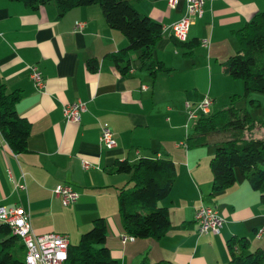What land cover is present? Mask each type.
<instances>
[{
  "label": "crops",
  "instance_id": "1",
  "mask_svg": "<svg viewBox=\"0 0 264 264\" xmlns=\"http://www.w3.org/2000/svg\"><path fill=\"white\" fill-rule=\"evenodd\" d=\"M168 1L135 5L161 25L162 38L152 56L170 71L153 78L137 70L139 51H130L126 75L115 69L109 55L125 49L127 39L107 26L99 7H75L58 18L53 4L32 11L17 1L0 0V79L8 93L20 90L15 110L31 126L24 153L11 152L0 134V206H22L35 234L61 233L70 245L101 217L107 226L105 246L117 264H228L230 237L246 238L249 252L264 250V235H255L264 227V205L238 169L231 188L210 195L209 161L221 134H212L206 147L189 150L184 142L196 121L188 116L198 114V103L210 96L216 109L232 93L220 90V84L239 87L220 63L240 49L235 31L264 12V0L207 1L185 42L207 39L209 46L199 44L192 51L175 45L168 30L185 13L184 0H173V6ZM76 22L84 27L75 30ZM90 59L98 63L94 73L86 70ZM30 66L42 74L40 91L32 85ZM197 76H208L207 88L199 89ZM79 100L86 106L80 121L64 124L62 108ZM106 126L116 141L113 149L99 143ZM159 157L176 167L173 188L158 203L168 210L170 229L160 240L136 238L123 244L116 196L129 178L107 171L115 160L133 164ZM82 160L93 167L84 169ZM13 182L25 183V190L14 191ZM59 184L77 194L71 205L63 206L52 194ZM200 204L217 209L224 221L218 234L198 233L194 215Z\"/></svg>",
  "mask_w": 264,
  "mask_h": 264
},
{
  "label": "trees",
  "instance_id": "2",
  "mask_svg": "<svg viewBox=\"0 0 264 264\" xmlns=\"http://www.w3.org/2000/svg\"><path fill=\"white\" fill-rule=\"evenodd\" d=\"M17 1L29 10L37 11L53 4L58 10V18L75 7L97 6L111 30H117L127 39L128 46L109 55L110 60L122 75H126L131 66L130 51H139L137 70H145L155 78L156 74L168 73L160 61L154 60L152 53L157 41L162 38L161 25L138 12L136 4L140 0H5ZM240 49L220 65L223 73L230 79L243 82V95H233L229 106L219 111L211 110L208 115H199L192 133L186 137L184 145L189 150L209 145V137L222 131L233 132L239 136L223 139L215 144L209 167L212 174L211 193L224 191L235 184V170H239L242 179L259 194L264 205V137L253 135L255 128L264 127V119L251 117L248 109L239 108L234 101L245 100L250 94L264 95V12H257L242 28L235 31ZM175 45L192 51L199 42H176ZM185 55V53H184ZM187 56V55H186ZM87 71L98 67L95 59L86 64ZM21 97L20 90L8 93L0 79V134L9 150L15 154L24 153L27 137L30 134L29 122L16 113V104ZM254 107H258L250 99ZM248 135V136H246ZM175 164L167 158H141L129 163L125 159L115 160L107 173H125L131 187L123 185L118 192V209L121 225L127 236L141 239L160 240L170 229L169 213L158 203L170 194L176 180ZM105 220L98 217L79 237L76 244H69L67 260L63 264H117L105 246L107 226ZM248 240L243 236L230 237L225 246L228 248V264H264V250L248 251ZM0 264H25L24 244L12 234L6 225H0ZM22 256H21V255ZM156 264H172L166 260Z\"/></svg>",
  "mask_w": 264,
  "mask_h": 264
},
{
  "label": "built area",
  "instance_id": "3",
  "mask_svg": "<svg viewBox=\"0 0 264 264\" xmlns=\"http://www.w3.org/2000/svg\"><path fill=\"white\" fill-rule=\"evenodd\" d=\"M213 0H184L185 13L182 18L168 26V30L171 32V36L176 42H183L187 39L189 26L194 22V19L202 18L206 2ZM173 0H169L168 4L173 6ZM84 27L82 22H76L74 29L79 30ZM200 46L206 48L209 46L207 39L200 40ZM28 74L32 79V85L38 89V91L44 88V79L40 71L36 67L30 66ZM212 98L205 96L201 103H198V114L191 112L188 119L195 120L199 115H208L212 108ZM85 103L81 100L75 103H68L62 108L64 124L67 123L77 124L80 121L81 114L85 111ZM100 146L105 149L114 148L116 141L112 130L109 126L102 127L98 134ZM5 142V140H4ZM7 145V143L5 142ZM82 166L84 169H90L93 165L86 160H82ZM25 183L13 182V190L19 192V190H25ZM52 194L60 200L63 206H69L73 203L77 194L74 189L67 185H57ZM194 222L198 224V233L204 234H218L223 227L224 221L218 214L217 209L214 206H206L200 204L195 211ZM0 225H6L12 230V234L19 237V241L24 244L25 264H63L67 260V253L69 247V240L67 236L61 233H46L45 235L35 234L31 229L30 216L28 211H25L22 206L17 207H3L0 206ZM257 239H260L264 235V227L255 231ZM121 241L124 242L134 241L133 237L127 236L124 233L121 237Z\"/></svg>",
  "mask_w": 264,
  "mask_h": 264
},
{
  "label": "rangeland",
  "instance_id": "4",
  "mask_svg": "<svg viewBox=\"0 0 264 264\" xmlns=\"http://www.w3.org/2000/svg\"><path fill=\"white\" fill-rule=\"evenodd\" d=\"M133 52V50L131 51ZM229 78V77H228ZM226 78V79H228ZM194 80H196L198 86H199V89H202V88H207V85L209 83V80H208V76L207 77H195ZM229 81H231L232 83L233 82H236L239 87H235V84H230V86H227V88L225 87V84H220L219 86V89L220 90H224L225 89V92H226V89H229L227 90V92H232L229 97H232L233 95H239V96H242L243 95V82L238 80V79H229ZM188 85H191V83L188 81L187 83ZM192 88V87H191ZM233 90V91H232ZM202 93V92H201ZM229 97L227 98L226 102H224L223 106L221 107H218L216 109L211 108L213 111H219L222 109V107L224 106H229L228 104L231 102ZM251 100H254L257 104H259L258 107H254L251 103H249V101ZM260 102V103H259ZM235 104H237L239 106V108H244V109H248V111L250 112V115L251 117H253V119H256V120H260V119H264V95L259 93V94H250V96L248 98H246L245 100H241L239 102H235ZM254 136L258 137V138H261V137H264V127H261V128H255V130L252 132ZM220 138L223 139H233L237 136H239V134H235L233 132H228V131H222L221 132V135H218ZM248 136V135H246ZM128 187H131L130 184H127ZM90 230V229H89ZM87 231V230H86ZM84 234V233H83ZM21 255V254H20ZM22 256V255H21Z\"/></svg>",
  "mask_w": 264,
  "mask_h": 264
}]
</instances>
